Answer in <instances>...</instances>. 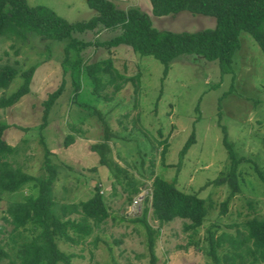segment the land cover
I'll return each instance as SVG.
<instances>
[{
  "label": "rangeland",
  "instance_id": "374dc122",
  "mask_svg": "<svg viewBox=\"0 0 264 264\" xmlns=\"http://www.w3.org/2000/svg\"><path fill=\"white\" fill-rule=\"evenodd\" d=\"M112 1L121 9L139 8L161 31L195 33L216 27L215 18L189 12L155 17L150 0ZM27 2L30 7L50 8L69 23L86 22L96 15L88 7L87 0ZM112 37L110 33L100 36L86 33L78 38L103 41ZM240 43L232 69L225 74L218 61L208 62L194 56L177 58L164 75L165 67L160 61L152 56L141 57L126 46L113 52L103 47L82 52L85 59L94 63L113 57L114 67L125 76L133 77L140 72L141 85L137 93L132 83L123 84L116 79L121 90L117 92L115 85L109 86L104 93L110 99L93 101L92 105L108 116L110 127L119 135L115 142H110L112 160L141 182L144 181L142 175H152L145 170L152 169L153 164L155 176L176 182L180 190L198 194L211 204L212 210L195 241L203 240L205 231L216 220L221 224V231L236 235V230H244V222L264 216V183L256 172V168L264 172V54L248 33L241 34ZM64 58L63 43L36 36L27 40L0 36V70L10 65L24 71L41 62L30 85V93L17 105L0 108V123L10 126L4 140L17 149V155L11 156L12 163L15 160L14 167H20L32 176H44L45 147L49 149V159L58 173L54 196L62 204L85 201L96 187L102 186L101 192L110 212L117 219L109 220L103 226L101 241L95 246L91 244L94 237L85 244L60 245L66 253H83L82 259L73 261L75 264H152L147 230L141 223L120 220L122 217H139L143 202L129 207L123 185L116 182L109 169L100 165V155L92 147L104 142L103 122L97 112L77 104L71 70L64 74L62 67ZM22 82L18 78L9 88L0 89V98L15 92ZM62 86V94L42 130L44 104ZM223 126L229 132V140L234 142L237 157L247 160L239 167L240 192L230 200L226 215L220 212L231 189L227 184H214L220 174L227 171ZM192 133H195L196 143L182 156ZM70 134L76 140L70 147H65ZM164 139L168 144L165 155L168 166L163 165L164 148L159 145ZM152 179L153 176L145 181L140 195L135 198L151 194ZM29 192L25 189L16 197L0 198V243L9 251L14 240L21 243L23 238L17 236L8 222L7 208ZM77 217L74 214L64 219ZM148 222L160 231L155 242L156 264H213L201 249H195L194 245L187 248L190 233L184 231L186 221L176 219L161 226L150 210ZM91 252L92 256L89 255Z\"/></svg>",
  "mask_w": 264,
  "mask_h": 264
},
{
  "label": "trees",
  "instance_id": "16d2710c",
  "mask_svg": "<svg viewBox=\"0 0 264 264\" xmlns=\"http://www.w3.org/2000/svg\"><path fill=\"white\" fill-rule=\"evenodd\" d=\"M152 13L155 17L177 15L189 12L194 15H205L216 19L214 29H206L195 33H174L161 31L153 26L151 17L139 8L121 9L112 0H87L88 7L96 15L86 22L69 23L58 16L56 12L44 6L30 7L27 0H0V36L27 40L40 37L44 40L64 44L65 58L62 62L64 74L71 70L77 104L92 112H97L104 125V142L93 145L92 150L100 155V165L106 167L123 185L127 195L128 206H138L143 202L139 217H122L127 223H141L147 230V247L152 264H156L155 242L160 231L154 229L148 222L150 210L154 219L160 225H166L176 219L186 221L184 231L190 234L188 247L201 249L211 258L213 264H264V216H257L244 222V230H236L237 234L224 230L216 220L205 231L203 240H196L199 229L203 227L210 211L207 204L198 194L186 193L177 187L176 182H167L155 176L154 165L145 170L152 175H142L144 181L137 180L130 172L121 167L109 156L112 153L110 142H115L117 135L110 127L108 116L101 109L92 105L93 101L110 99L104 91L115 85L114 91L121 90L123 84L134 86L137 93L141 85L140 72L128 77L114 67L113 57L94 63L85 59L82 52L88 48H107L110 52L121 46H126L141 57L152 56L160 61L167 75L172 63L182 56H194L208 62L218 61L222 73H229L234 63V57L241 47L240 36L248 33L258 43L264 54V0H150ZM86 33L100 36L103 33L112 34L107 40H80L78 37ZM30 37V38H29ZM37 62L30 68L20 69L5 65L0 70V89L9 88L12 83L21 78L23 82L18 89L0 98V108L7 109L17 105L31 89L30 85L37 68ZM100 66V67H99ZM21 71V72H20ZM63 86L52 93L45 102L44 124L47 126L48 115L55 102L62 94ZM81 91V93H79ZM80 97L84 99H80ZM90 115V114H89ZM10 126L0 123V198H10L21 195L25 189L29 194L21 200L10 203L7 219L13 225V231L23 242L14 240L11 251L0 243V264H75L73 261L83 258V253H66L60 245L85 244L93 238L95 246L101 241L108 221H114L109 206L103 196L102 186L93 190L92 196L85 201L61 203L54 196V184L57 180V167L50 161L51 152L45 147V174L32 176L20 167H14L12 157L17 155V149L4 140V134ZM223 130V143L227 150L226 173L214 181L216 186L227 184L231 193L222 204L220 214L226 215L230 200L240 192L239 167L246 162L238 158L233 141L228 138V130ZM160 136L162 135L159 131ZM119 136V135H118ZM76 138L68 135L65 147L74 144ZM196 143L195 133L186 142L182 156ZM163 149V165L167 139L159 142ZM256 172L264 183V172L256 168ZM154 174V175H153ZM152 179L151 194L138 197L145 181ZM137 202V203H136ZM78 215L76 219L64 217ZM231 228V227H229ZM101 237V238H100ZM120 243L119 241H116ZM200 246V247H199ZM89 255H93L92 252Z\"/></svg>",
  "mask_w": 264,
  "mask_h": 264
},
{
  "label": "built area",
  "instance_id": "2783aa9c",
  "mask_svg": "<svg viewBox=\"0 0 264 264\" xmlns=\"http://www.w3.org/2000/svg\"><path fill=\"white\" fill-rule=\"evenodd\" d=\"M137 203V202H136Z\"/></svg>",
  "mask_w": 264,
  "mask_h": 264
}]
</instances>
